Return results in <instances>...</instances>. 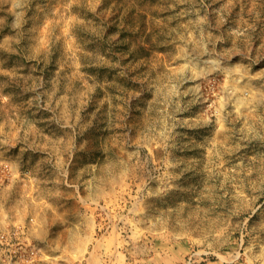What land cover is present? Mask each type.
I'll list each match as a JSON object with an SVG mask.
<instances>
[{
	"label": "rangeland",
	"instance_id": "374dc122",
	"mask_svg": "<svg viewBox=\"0 0 264 264\" xmlns=\"http://www.w3.org/2000/svg\"><path fill=\"white\" fill-rule=\"evenodd\" d=\"M0 264H264V0H0Z\"/></svg>",
	"mask_w": 264,
	"mask_h": 264
}]
</instances>
